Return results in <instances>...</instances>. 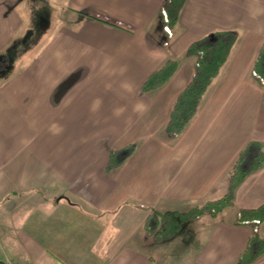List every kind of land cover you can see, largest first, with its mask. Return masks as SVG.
<instances>
[{
  "label": "crops",
  "instance_id": "obj_1",
  "mask_svg": "<svg viewBox=\"0 0 264 264\" xmlns=\"http://www.w3.org/2000/svg\"><path fill=\"white\" fill-rule=\"evenodd\" d=\"M165 2L0 0L5 263L234 264L244 248L250 230L233 221L237 208L264 204V168L240 186L236 208L190 220L170 240L155 243L143 224L151 210L222 198L239 152L251 140L264 144V88L250 78L264 44V0H187L168 33ZM216 31L234 32L237 43L196 118L171 136L165 124L193 71L186 51ZM169 58L176 74L144 93ZM130 145L134 155L108 175L110 149ZM162 244L172 248L166 262L148 252Z\"/></svg>",
  "mask_w": 264,
  "mask_h": 264
},
{
  "label": "trees",
  "instance_id": "obj_2",
  "mask_svg": "<svg viewBox=\"0 0 264 264\" xmlns=\"http://www.w3.org/2000/svg\"><path fill=\"white\" fill-rule=\"evenodd\" d=\"M187 0H166L159 17L168 31L176 25ZM237 43V35L231 31H216L195 41L186 51L193 62V71L187 86L174 100L165 132L180 137L196 118L206 92L226 64ZM179 62L169 58L143 83L144 93H153L163 88L176 74ZM250 78L264 88V44L250 70ZM136 146L111 148L106 173L113 175L135 153ZM264 168V144L249 141L239 152L227 170V189L222 198L196 205L184 212L151 210L143 224V232L156 242L174 238L182 225L190 220L208 215L218 217L228 208H236V194L240 186L252 174ZM235 226L247 227L250 236L234 264H254L264 256V204L255 209L237 208L233 221Z\"/></svg>",
  "mask_w": 264,
  "mask_h": 264
},
{
  "label": "rangeland",
  "instance_id": "obj_3",
  "mask_svg": "<svg viewBox=\"0 0 264 264\" xmlns=\"http://www.w3.org/2000/svg\"><path fill=\"white\" fill-rule=\"evenodd\" d=\"M225 187L227 188V181L225 183ZM170 249L172 250L170 245L162 244L159 246H154L153 248H148V252H150L159 262H166L170 259L169 256ZM3 259H4V255L2 253V249L0 248V260L4 261Z\"/></svg>",
  "mask_w": 264,
  "mask_h": 264
},
{
  "label": "water",
  "instance_id": "obj_4",
  "mask_svg": "<svg viewBox=\"0 0 264 264\" xmlns=\"http://www.w3.org/2000/svg\"><path fill=\"white\" fill-rule=\"evenodd\" d=\"M0 264H5V262H4V261H2V260H0Z\"/></svg>",
  "mask_w": 264,
  "mask_h": 264
}]
</instances>
